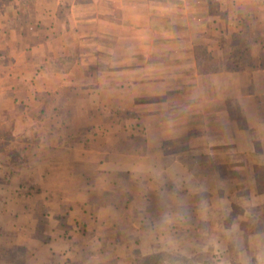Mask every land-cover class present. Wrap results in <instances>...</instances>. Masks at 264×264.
Instances as JSON below:
<instances>
[{
	"label": "crops",
	"instance_id": "obj_1",
	"mask_svg": "<svg viewBox=\"0 0 264 264\" xmlns=\"http://www.w3.org/2000/svg\"><path fill=\"white\" fill-rule=\"evenodd\" d=\"M172 258L264 264V0H0V264Z\"/></svg>",
	"mask_w": 264,
	"mask_h": 264
},
{
	"label": "rangeland",
	"instance_id": "obj_2",
	"mask_svg": "<svg viewBox=\"0 0 264 264\" xmlns=\"http://www.w3.org/2000/svg\"><path fill=\"white\" fill-rule=\"evenodd\" d=\"M166 261V262H165ZM144 264V263H142ZM148 264H155V260L153 259L152 261H150ZM156 264H186V261L183 263V261H179V263H176L175 260L172 259H164V262L161 263L157 260Z\"/></svg>",
	"mask_w": 264,
	"mask_h": 264
}]
</instances>
